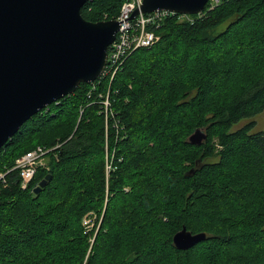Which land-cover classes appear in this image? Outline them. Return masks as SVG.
<instances>
[{
  "label": "trees",
  "instance_id": "trees-1",
  "mask_svg": "<svg viewBox=\"0 0 264 264\" xmlns=\"http://www.w3.org/2000/svg\"><path fill=\"white\" fill-rule=\"evenodd\" d=\"M121 2L80 12L114 19ZM156 34L0 148V172L49 149L27 187L16 169L0 181V264H264V129L231 130L264 112V0H219L193 22L168 15ZM183 226L206 239L176 249Z\"/></svg>",
  "mask_w": 264,
  "mask_h": 264
},
{
  "label": "water",
  "instance_id": "water-1",
  "mask_svg": "<svg viewBox=\"0 0 264 264\" xmlns=\"http://www.w3.org/2000/svg\"><path fill=\"white\" fill-rule=\"evenodd\" d=\"M86 1L0 0V148L32 115L103 73L119 24L115 19L86 20L80 12ZM207 1L142 0L139 11L197 14ZM136 14L138 9L132 16ZM205 138L196 129L188 140L200 145ZM49 180L46 174L33 192ZM205 239L206 233L183 226L172 243L187 250Z\"/></svg>",
  "mask_w": 264,
  "mask_h": 264
},
{
  "label": "built area",
  "instance_id": "built-area-1",
  "mask_svg": "<svg viewBox=\"0 0 264 264\" xmlns=\"http://www.w3.org/2000/svg\"><path fill=\"white\" fill-rule=\"evenodd\" d=\"M218 2L219 0H208L204 10L206 8L211 9ZM141 4L142 0H122L119 12L114 18L119 24V29L116 32L114 41L107 49V64L101 76L109 74L111 80L115 70L120 67L122 60L131 51L137 48L151 47L158 38L156 29L168 15L176 14L166 10L142 13L139 11ZM136 9H138V14L133 17L132 14ZM203 11L197 14L176 15H178V19L193 22L195 16L200 15ZM106 99L107 97L102 101L105 113H107L109 107V103ZM48 151L49 149H45L43 146L38 145L15 158L14 165L10 169L6 170V172H0V181L5 185L7 183L5 174L16 169L20 180V187H27L35 175L36 168L40 164H45ZM43 159L44 162L42 163Z\"/></svg>",
  "mask_w": 264,
  "mask_h": 264
},
{
  "label": "rangeland",
  "instance_id": "rangeland-1",
  "mask_svg": "<svg viewBox=\"0 0 264 264\" xmlns=\"http://www.w3.org/2000/svg\"><path fill=\"white\" fill-rule=\"evenodd\" d=\"M179 20H183V19H179ZM102 101H101V103H102ZM250 120H254L255 121V124L252 127L251 132H257V131H260V130L264 129V112H261L259 114H256L252 118H242L237 123L232 125L231 130H235V129L243 126L244 124H246ZM214 146H215L216 149H218V146L216 144ZM43 162H44V159L42 160V163ZM39 166L47 167V157L45 159V164H40ZM99 220H100V218H96L95 215L94 216H90L87 219H85V223H88V226H86V229H88V230H92L93 229L94 233H95L96 229L98 227ZM94 233H93V235H94Z\"/></svg>",
  "mask_w": 264,
  "mask_h": 264
},
{
  "label": "bare ground",
  "instance_id": "bare-ground-1",
  "mask_svg": "<svg viewBox=\"0 0 264 264\" xmlns=\"http://www.w3.org/2000/svg\"><path fill=\"white\" fill-rule=\"evenodd\" d=\"M105 97H107L106 101H107V102L109 103V105H110V102H109V99H108V95L106 94Z\"/></svg>",
  "mask_w": 264,
  "mask_h": 264
}]
</instances>
